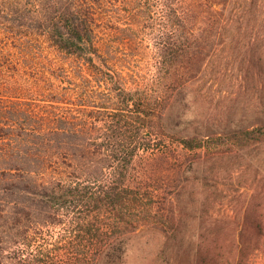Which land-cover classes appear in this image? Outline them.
Instances as JSON below:
<instances>
[{"label": "trees", "instance_id": "obj_1", "mask_svg": "<svg viewBox=\"0 0 264 264\" xmlns=\"http://www.w3.org/2000/svg\"><path fill=\"white\" fill-rule=\"evenodd\" d=\"M262 12V0H0L2 241L28 245L31 230L65 224L71 263L101 264L126 235L153 227L173 239L169 264H247L264 245V218L246 216L220 253L192 255L176 241L175 195L159 200L150 181L172 144L264 143V113L186 134L167 120L228 42L247 44L244 73L264 81L247 37Z\"/></svg>", "mask_w": 264, "mask_h": 264}, {"label": "rangeland", "instance_id": "obj_2", "mask_svg": "<svg viewBox=\"0 0 264 264\" xmlns=\"http://www.w3.org/2000/svg\"><path fill=\"white\" fill-rule=\"evenodd\" d=\"M261 15L263 18L264 12ZM247 37L254 42L256 53L264 56V25L251 29ZM248 49L242 42L220 46L209 59L204 77L172 102L167 119L170 126L186 134L206 126L217 129L245 123L264 113V81L258 83L257 78L244 73V56L251 52ZM170 146L174 154L166 153L159 165V178L150 185L159 191V200L175 195L176 224L181 226L176 241L192 244V255L195 248L220 253V241L227 246L246 216L264 218V143L243 149L225 145L221 150ZM174 155L176 163L172 162ZM177 163L180 171L174 173L171 166ZM75 215L69 214V218ZM3 224L1 212L0 264H29L35 258L41 259L38 264H72L74 257L79 260L68 247L67 238L62 237L65 224L40 227L38 234L31 230L35 239L28 245L25 239L2 241ZM172 240L168 245L161 231L142 227L126 235L117 246L120 252L103 258L101 264H169ZM222 254L221 260L226 261L227 251ZM247 264H264V245L254 251Z\"/></svg>", "mask_w": 264, "mask_h": 264}]
</instances>
